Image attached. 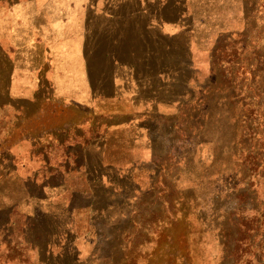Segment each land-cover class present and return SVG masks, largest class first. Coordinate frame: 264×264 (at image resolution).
<instances>
[{"label":"rangeland","instance_id":"obj_1","mask_svg":"<svg viewBox=\"0 0 264 264\" xmlns=\"http://www.w3.org/2000/svg\"><path fill=\"white\" fill-rule=\"evenodd\" d=\"M30 1L0 0V264H234L221 227L264 224V185L236 191L237 119L198 133L200 157L172 124L241 56L238 110L259 98L264 135V0H69L57 48L11 21Z\"/></svg>","mask_w":264,"mask_h":264},{"label":"trees","instance_id":"obj_2","mask_svg":"<svg viewBox=\"0 0 264 264\" xmlns=\"http://www.w3.org/2000/svg\"><path fill=\"white\" fill-rule=\"evenodd\" d=\"M227 50L228 48L226 47L220 48L223 54ZM240 61H242L241 56L230 62L227 67L226 64H222L224 65L226 73L230 70V82H226L227 80L223 79L221 82L219 81L220 83L216 84L213 81L211 82L210 77L208 83L199 86L197 94L193 93L187 102H183L180 105L177 114L178 119L172 124V128L181 129L179 134L182 143L184 140L191 143L195 147L196 153H198L196 155L200 157L202 152H198L197 144L204 139L208 142L212 141L213 138L205 134L201 136L198 133H201L200 131L207 132L209 125L211 127L218 126V119L221 120L224 116H230L234 121L237 119L234 130L238 131L240 142H237L238 146L231 148L229 155L234 161L239 163L236 173V191L239 192L238 197L240 200L247 197L249 193L254 192V199L257 201L260 196V187L264 185V135L260 131L262 115L257 112V109L261 108L262 105L260 99L256 97L257 102L249 99L251 109L254 107V110H251L250 114L247 113L246 106L244 105L243 110H238L242 100L237 96L235 90L241 86L243 80L238 81L237 77L242 73L241 70L245 66L243 64L244 62L240 63ZM216 96H220L219 99ZM229 106H231L233 111H238L239 114L232 116L233 113H228L227 111L231 110ZM215 107L220 108L221 113L217 114ZM214 121L216 125L213 124ZM248 123L252 125L245 129L243 125H248ZM180 140H178V144L181 143ZM183 145L181 147L182 150L189 149L186 144ZM218 145L219 143L217 141L215 152L213 153L215 158L219 151ZM68 156H74L76 158L78 155L69 152ZM154 163L157 165L156 162ZM68 166L66 168L70 169ZM106 167L109 166L103 161L99 165L100 170H108ZM87 168L86 164H84L83 167L78 168V170L73 169V171L78 172L83 169L87 170ZM102 179L99 183L102 182ZM238 212L243 213L244 210L241 208L237 209L235 212L236 216ZM235 213L232 214V218L235 217ZM231 217L230 221L233 223ZM38 229H43V226H39ZM219 234L224 247V257L222 260L231 259L234 264H264V224H257L254 227L244 226V224H225L219 230ZM35 246L37 245L35 244ZM8 247L12 248L9 242Z\"/></svg>","mask_w":264,"mask_h":264},{"label":"crops","instance_id":"obj_3","mask_svg":"<svg viewBox=\"0 0 264 264\" xmlns=\"http://www.w3.org/2000/svg\"><path fill=\"white\" fill-rule=\"evenodd\" d=\"M40 1H42L43 3L42 2L40 3ZM22 4L23 3L21 2L19 3V5H14L11 8V12L15 11L16 14H14V16L10 19L11 21L16 22V29L18 30V32H21L22 30H26L29 36L30 35L44 36L47 38V41L50 42L51 45L57 48L58 46H56L57 45L56 40H59V38L66 36L63 30L65 27H67L66 22L71 21L73 16V14L69 11V7H70L69 0L67 2L66 0H47V1L31 0L30 2L27 3V5L34 4L36 5V7H32L28 9H25L24 6L21 7ZM14 7L16 8L14 9ZM11 21L9 22L10 25L13 24ZM23 43H27V42H23ZM25 46L27 48H32L30 52H33L32 59L28 60L30 61L29 63H31L30 67L34 68V66H36L39 69L41 67L40 55L44 57V54L39 49V44L37 42H31L25 44ZM48 51L49 50H47V52ZM16 63H17L16 61H13V67L15 68L23 67V65H18V63L16 65ZM13 77L14 80L16 77L15 76ZM10 98L13 100L37 99L35 91H33V94L31 96L15 95L14 97L10 96ZM34 141L35 140L33 139L32 146L34 149H36V147L38 148L39 146H36V143H34ZM44 141H47L48 143L53 141L51 135H49ZM32 155L33 157H37V155L34 154V151ZM47 164H49V162H47ZM13 209L16 212V210L18 209V204H15Z\"/></svg>","mask_w":264,"mask_h":264}]
</instances>
